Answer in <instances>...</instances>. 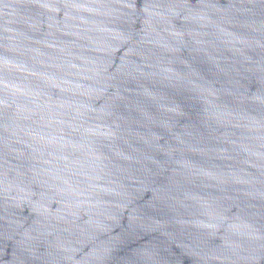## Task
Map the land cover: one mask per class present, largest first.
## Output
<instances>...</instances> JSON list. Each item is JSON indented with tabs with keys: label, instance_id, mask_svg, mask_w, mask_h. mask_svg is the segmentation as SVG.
Wrapping results in <instances>:
<instances>
[{
	"label": "water",
	"instance_id": "95a60500",
	"mask_svg": "<svg viewBox=\"0 0 264 264\" xmlns=\"http://www.w3.org/2000/svg\"><path fill=\"white\" fill-rule=\"evenodd\" d=\"M0 264H264V0H0Z\"/></svg>",
	"mask_w": 264,
	"mask_h": 264
},
{
	"label": "clouds",
	"instance_id": "9594fccd",
	"mask_svg": "<svg viewBox=\"0 0 264 264\" xmlns=\"http://www.w3.org/2000/svg\"><path fill=\"white\" fill-rule=\"evenodd\" d=\"M190 11V10H189ZM150 18H151V14H150Z\"/></svg>",
	"mask_w": 264,
	"mask_h": 264
}]
</instances>
